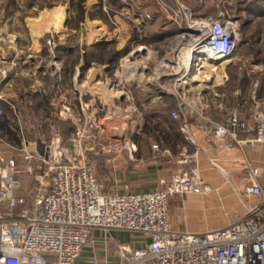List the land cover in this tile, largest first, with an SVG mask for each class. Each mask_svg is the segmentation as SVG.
<instances>
[{
	"label": "built area",
	"instance_id": "built-area-1",
	"mask_svg": "<svg viewBox=\"0 0 264 264\" xmlns=\"http://www.w3.org/2000/svg\"><path fill=\"white\" fill-rule=\"evenodd\" d=\"M190 27L191 35L183 37L191 39L192 58L200 55L219 61L233 55L236 30L230 21L204 19ZM171 63L177 73L183 71L177 61ZM72 102L63 95L56 103L60 118H76L78 127L71 132L69 145L64 144L58 129L49 142L42 124L33 122L37 147L30 148L26 128L19 119L22 143L11 145L8 154L0 151V264H74L97 230L123 231L142 238L139 247L116 245L122 264H264V189L259 184L244 189L247 197L258 200L245 202L243 211L226 225L203 232L176 230L169 216L170 197L203 194L210 186L181 169L163 189L105 191L95 164L86 159L88 151L99 155L100 149L97 143L89 142L94 134L85 126L90 105L80 100L79 112H75ZM259 107L251 119L243 118L239 111L231 112L227 125L218 126L217 135L239 139L242 131L247 134L242 143L264 144V112ZM14 112L19 115L16 108ZM3 115L0 106V117ZM172 115L179 118L176 112ZM103 149L116 153L105 161L113 163L121 156L126 162L133 159L137 146L111 140ZM249 171L253 176L260 173L252 165ZM23 176L32 177L38 185L30 197L19 193Z\"/></svg>",
	"mask_w": 264,
	"mask_h": 264
},
{
	"label": "crops",
	"instance_id": "crops-1",
	"mask_svg": "<svg viewBox=\"0 0 264 264\" xmlns=\"http://www.w3.org/2000/svg\"><path fill=\"white\" fill-rule=\"evenodd\" d=\"M87 5V13L78 29L67 27L69 16L64 14L62 7L53 12H49V9L35 11L34 16L21 24L20 27H24L22 31L5 29L0 33V106L4 110V115L0 117V151L6 154L11 145L22 143L19 119L49 120V88L52 83L49 85V62L46 63L47 57L43 54V36L49 35V31L67 37L77 34L78 60L72 66L68 62V68H65L62 82L65 92L78 105L80 100L85 101L90 97L95 99L92 102H108L107 114L115 116V124L111 126L122 129L120 131L124 132V137L137 146L133 159L126 162L114 159L111 163L97 159L106 167L105 174H99L96 169L105 191L141 193L163 189L170 183L172 173L184 169L195 173L210 186L209 192L189 193L191 198L187 197L184 202H200L208 212L215 213L230 209L228 192L232 187L242 186L244 190L248 185L259 184L264 189V144L242 143L240 140L247 137L242 131L239 132V139L220 137L216 133L219 125H227L224 113H218L225 100L217 93V88L224 86L227 79L204 81L198 79V74L189 78L185 75L184 78L164 77L155 81L142 77L134 79L138 70L132 64L126 65V72L121 70L124 66L122 63H127L129 55H126L125 59H118L114 74L125 76V81H132V86H140L144 100L141 109L134 102L130 103L131 107L124 111L127 112L124 120L120 116L124 113L115 114L114 98L121 96V104L124 105L131 99L133 101V93L114 88L116 85H110L111 81H102L101 76L104 73L107 75L113 67L106 65V61L95 62L97 60L92 56L101 47H114L116 53L128 51V44L137 41L133 31L139 22L125 11L113 20L110 16L106 19L105 15L92 16V7L96 6L98 11L105 9L99 0H89ZM161 20V16L155 14L150 22L157 24ZM111 22L115 27L109 25ZM158 34L154 38H158ZM142 44L139 47L143 49L133 48L130 52L141 49L145 55L156 52L149 50L147 41ZM87 60L92 65H86ZM234 95L239 98V91ZM78 105L76 112L79 111ZM15 108L19 115L15 114ZM173 112L178 113L179 118L175 119ZM240 114L243 118L252 117L251 113L248 116L242 112ZM27 140L30 148L37 147L34 135L27 136ZM109 158L112 157L108 155ZM250 164L259 169L258 176L250 173ZM247 198L248 204L258 200L256 196ZM171 221L177 230L183 228L181 231L200 232L193 230L188 223L179 226L173 217ZM93 235L95 237V231Z\"/></svg>",
	"mask_w": 264,
	"mask_h": 264
},
{
	"label": "rangeland",
	"instance_id": "rangeland-1",
	"mask_svg": "<svg viewBox=\"0 0 264 264\" xmlns=\"http://www.w3.org/2000/svg\"><path fill=\"white\" fill-rule=\"evenodd\" d=\"M99 1L105 11H101L102 9L100 11L96 10V6L92 7L90 9L92 16L105 15V18L110 16L113 20L116 16H120L121 12L125 11L133 16L134 20L139 22L138 27H134L133 31L134 38L137 37V41L136 43L130 42L128 44V51L124 50L121 53H116L114 47H101L92 56L97 60L95 62L102 63L106 61V65L113 67L107 75L104 73L101 76L102 81L105 83L111 81L109 84L112 83V86L116 85L114 88L133 93V101L131 99L129 103H125L124 105L121 104V96L118 95L117 98H114L116 108L113 107V109L116 110V115L119 112L124 113L120 115L122 116V120H124L127 113L124 111L131 107L130 103L134 102L138 105V109H141V104L144 100L140 86H132L130 83L132 81H125V76H115L114 74V69L118 65L119 60L121 58L125 59L126 55H129L126 58L127 63H122L124 66L121 70L126 72V65L132 64L133 68L138 70V73L133 76L134 79L142 77L144 80L155 81L164 77L171 79L175 77L178 79L181 76L184 78L185 75L186 78H189L196 74L200 75L199 80L204 81L227 79L228 82L224 86L217 88V93L225 100V104L218 110V113H224L223 118H226V120L229 113L234 110L242 112L245 116H248L250 113L253 115V107L255 108L258 104H260L259 109L264 112V0ZM88 2L89 0H0V33L5 29L8 31H22L24 27H20L21 24H25L24 21L28 17L34 16L35 11L49 9V12H53L58 9L61 10L62 7L64 14L69 16L67 27L78 29L87 13ZM68 10L70 12H67ZM155 14L161 16L162 20L160 23L150 22ZM204 19L230 21L236 30V48L233 55L224 60L217 61L197 55L188 64V53L186 52H189L191 49L190 43H188L191 39L189 36H187V40H183L181 37H183V34L191 35L189 29L193 22ZM109 25L111 27L114 26L112 22ZM157 28L158 30H156ZM156 31L162 34H158ZM156 34L160 36L154 38ZM140 35L141 37L138 38ZM178 39L181 40L178 41ZM144 41H147L149 44L148 48L150 51H156L154 54H144L143 48L139 47V45H144L142 44ZM177 41L179 45H176ZM78 47L77 34L67 37L66 35L49 31V35L43 36V54L47 57L45 58L46 63L49 62V85L52 83L49 88V120L23 119L27 136L32 134L36 140L35 127L31 124L33 122L35 124L41 123L43 132L49 137V142L54 137V130L58 129L64 138V144L69 145L71 143L72 137L70 134L78 127L77 122L74 121L76 118H60L58 116L59 107L56 103L63 95L68 96L62 83L63 76L65 68H68L66 67L68 66V62L71 66L76 64L78 60L77 52H79ZM133 48L142 49L139 51L133 50V53H131L130 51ZM116 59H119L117 63ZM226 60L228 62L224 63ZM176 61L179 63L181 70H183L180 73H177L178 70L172 69L173 63L171 62ZM52 64L54 68H52ZM86 65H92L90 60L86 61ZM72 77L74 78V76ZM237 90L239 91V98H236L237 95H234V92ZM93 100H95L94 97L85 99V102L90 105L86 111L85 126L88 132L94 134L89 142L97 143L98 149H100L99 155H95L93 151H88L86 159L95 164L99 174H105L106 167L104 163L102 164L98 160L100 159L103 162L108 158V155L112 158L116 155L115 152L107 153L103 149L105 144H108L111 140H118L124 143L130 140L126 139L127 137L123 139L113 137L112 134H114V130L116 129L111 125L115 124L113 122L115 116L112 117L107 114L108 102L104 103V101L99 100L92 102ZM72 103L75 110L78 104L75 101ZM239 104L241 107H236ZM111 113L114 114L113 111ZM94 136H96V139ZM30 137L33 138V136ZM124 151L126 152V149ZM6 153L8 154V151ZM118 157L120 160H123L121 156ZM175 173H172L171 177ZM23 181L24 184L19 188V193L27 194L30 197V195L34 194L35 187H38V185L29 176H23ZM228 193V201L231 204L230 209L223 212L215 211V213L208 212L200 202L190 200L186 204L184 199H187V197L191 198V195H173L169 200L170 218H175L177 224L181 227L188 223L191 224L193 230L200 232L222 227L232 220L236 214L243 211V203L248 202L242 186L232 187ZM207 225L210 227L207 228ZM181 229L183 228L179 230ZM95 232V237L92 234L93 236H91L90 241L83 248L81 255L74 264H122L124 260L116 252V245L119 243H130L135 246L136 244L141 245L143 243L142 238L137 234L116 230L108 233L102 230Z\"/></svg>",
	"mask_w": 264,
	"mask_h": 264
},
{
	"label": "water",
	"instance_id": "water-1",
	"mask_svg": "<svg viewBox=\"0 0 264 264\" xmlns=\"http://www.w3.org/2000/svg\"><path fill=\"white\" fill-rule=\"evenodd\" d=\"M52 68H54L53 64H52ZM114 131H115L114 134H112L114 138H121V139L124 138V135H125L124 132L117 130V129Z\"/></svg>",
	"mask_w": 264,
	"mask_h": 264
},
{
	"label": "bare ground",
	"instance_id": "bare-ground-1",
	"mask_svg": "<svg viewBox=\"0 0 264 264\" xmlns=\"http://www.w3.org/2000/svg\"><path fill=\"white\" fill-rule=\"evenodd\" d=\"M180 40H181V39H180ZM183 40H184V37H183ZM180 48H181V47H180ZM183 49H185V48H183ZM182 52H183V51H182ZM186 53H188V56H187V57H189V59H187V60H188L187 62H188V64H189V62L192 61V59H193L192 56H193L194 53L191 52V51H190V52H186ZM183 54H184V53H183ZM182 57H184V56H182ZM195 58H196V57H195ZM181 60L183 61V59H181ZM221 60H224V59H220L219 61H221ZM227 60H228V59H227ZM227 60L224 61V63H226ZM180 63H181V62H180ZM224 63H223V64H224Z\"/></svg>",
	"mask_w": 264,
	"mask_h": 264
},
{
	"label": "trees",
	"instance_id": "trees-1",
	"mask_svg": "<svg viewBox=\"0 0 264 264\" xmlns=\"http://www.w3.org/2000/svg\"><path fill=\"white\" fill-rule=\"evenodd\" d=\"M5 126H6V124H5Z\"/></svg>",
	"mask_w": 264,
	"mask_h": 264
}]
</instances>
